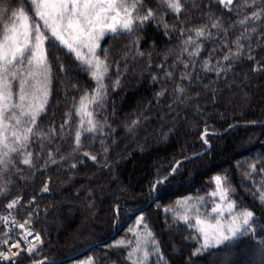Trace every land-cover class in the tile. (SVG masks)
<instances>
[{
	"label": "trees",
	"instance_id": "16d2710c",
	"mask_svg": "<svg viewBox=\"0 0 264 264\" xmlns=\"http://www.w3.org/2000/svg\"><path fill=\"white\" fill-rule=\"evenodd\" d=\"M182 2L185 12L179 19L161 9L168 29L153 20L140 30L138 50H129L135 36L105 37L101 41L100 55L107 49L112 65L105 80L109 86L106 100L96 110L103 132L91 134L79 152L73 151L77 118L73 116L63 132L60 125L65 113L73 109L85 91L91 92L95 83L74 59L62 51L49 50L51 95L38 127L45 132L55 128L57 134L45 140L43 147L39 140L30 145L32 167L20 163L16 154L6 169L0 166V210L9 200L20 197L23 212L19 216L24 218L37 210L36 229L43 237L38 252L20 255L16 264L43 259V264H87L89 260L94 264H131L126 258L130 248L115 245L121 240H134L129 229L136 227L140 216L159 241L160 253H152L146 264H242L248 257L252 261L244 264H264V204L257 192L264 184V174L252 173L254 179L244 175L248 165L257 160L258 168L264 167V71H252L257 61L264 64V18L256 22L257 32L251 34V40L240 41L244 49L239 57L225 61L223 56L229 49L236 51L234 42L242 31L234 22L252 9L244 6L245 0H237L232 12L214 0ZM147 3L156 7L157 0ZM0 7L29 10L31 6L30 0H0ZM215 18L228 28L227 34L210 29L213 35L202 41L199 56L182 53L186 37L179 29L210 25ZM138 51L145 55L139 56ZM248 55L255 60L247 59ZM177 57L189 64L188 69ZM206 60L213 68L228 70L219 75L214 70L205 71ZM166 71L172 73L171 78ZM185 72L191 79H181ZM117 73L120 86L113 89ZM177 85L185 89L183 94L175 91ZM162 90L164 95L157 96ZM205 129L209 132V148L200 138ZM204 150L202 155L182 160ZM49 151L57 163L50 162ZM83 151L95 155L96 161L84 157ZM177 161L181 163L175 178L153 192L157 175L167 172ZM72 163L77 167L72 168ZM225 174L236 189L238 204L254 210L255 234L193 256L202 243L199 234L163 210H178L179 202L192 197L191 203L211 216L213 200L207 194L214 189L213 177ZM45 183L47 192L42 191ZM201 196L205 197L203 204L195 199Z\"/></svg>",
	"mask_w": 264,
	"mask_h": 264
},
{
	"label": "snow or ice",
	"instance_id": "6c2138e0",
	"mask_svg": "<svg viewBox=\"0 0 264 264\" xmlns=\"http://www.w3.org/2000/svg\"><path fill=\"white\" fill-rule=\"evenodd\" d=\"M214 2L225 11L232 12L237 0H214ZM30 6L29 10L0 7V166L5 169L13 163V154L20 157V163L32 167L33 153L30 145L39 140L40 146L43 147L45 140L57 134L55 128L45 132L38 127V120L47 111L51 95L50 49L56 52L62 51L69 59H74L95 83L91 92L85 91L73 105V109L65 113L64 122L60 125V131L63 132L72 122L73 116L77 118L73 151L79 152L85 139L91 138V134L103 132V125L96 118V110L103 107L106 100L109 86L105 84V80L108 78L112 65L108 61L107 49H103V56L100 55L101 41L105 37L131 39L135 36V40L132 41L133 47L129 50H138L141 39L139 33L146 24L159 20L165 29L170 27L162 20L164 13L161 9H166L177 19L185 12V4L182 0H157L156 7H150L147 0H30ZM244 6L252 10L234 22L241 27L242 31L234 42L236 51L229 49L223 56L225 61L239 57L244 49L240 41L251 40V34L257 32L256 22L264 18V0L259 2L245 0ZM210 29H217L225 34L228 31L218 18L211 19L210 25L203 24L191 29L180 28L181 36L186 37L183 39L181 52L187 53L189 57L199 56L202 41L213 35ZM164 34L169 35L168 31ZM249 50H251L250 44ZM138 55L144 56L145 53L138 51ZM53 58L60 60L59 55H54ZM177 59L183 63L185 69H188L187 62L179 60V57ZM247 59L255 60V57L248 55ZM194 64L195 61L193 66ZM160 67L163 68L164 65L161 64ZM203 68L205 71L214 70L217 75L228 70L213 68L208 60L204 62ZM60 70H64L63 63L60 64ZM252 71H264V64L257 61ZM165 75L171 78L172 73L166 71ZM181 79H191V76L185 72ZM119 86V73H117V79L111 87L114 89ZM164 91L156 95L163 96ZM175 91L183 94L185 89L177 85ZM136 123L138 121L133 122V124ZM208 135L209 132L205 129L200 138L205 145L210 146ZM82 155L96 161V156L88 151H83ZM47 156L51 163H57L51 151L47 153ZM61 159L65 157L62 156ZM180 163L177 161L167 172L157 175L152 184L153 192L175 178ZM258 164H260L259 160L250 163L244 173L245 177L254 179L252 173L264 174V167L258 168ZM71 167L76 168V163H72ZM213 184V191L207 194L213 200L211 216L201 213L200 208L191 203L192 197L179 202L178 210L171 208L163 210L165 213H171L175 221L189 229H194L199 234L202 243L195 248L193 256L200 254L202 250L231 245L239 237L249 233L255 234L252 227L254 210L238 204L237 198H234L236 189L227 175L214 176ZM42 191H49L47 183ZM257 192L260 202L264 204V184L259 185ZM195 199L200 204L205 202V197L202 196ZM19 203L20 198L13 199L7 204V208L13 209ZM114 211L118 214L119 206H116ZM0 221L5 227L11 224L21 229L20 239L15 242H10L12 238L9 232H4V239L0 240V244L6 246L7 250L0 251V261L16 264V258L21 252H27L29 256L38 252L39 245L43 241L40 234L34 235L29 227L30 219L20 223L9 213L0 217ZM129 231L134 240H121L115 247L130 248L126 251V258L131 264H146L152 253H160L159 241L155 239L143 216L136 220V227ZM29 237L32 239L30 240ZM21 241L26 244V247H21ZM159 259L163 260V255H160ZM32 264H43V261L36 260ZM87 264H94V262L89 260Z\"/></svg>",
	"mask_w": 264,
	"mask_h": 264
},
{
	"label": "built area",
	"instance_id": "2783aa9c",
	"mask_svg": "<svg viewBox=\"0 0 264 264\" xmlns=\"http://www.w3.org/2000/svg\"><path fill=\"white\" fill-rule=\"evenodd\" d=\"M17 198H19V197H17ZM17 198H15V199H17ZM21 205H22V199L20 198V203L15 208L9 209L6 213H2L0 215V217L8 215L9 213H11V216L14 217L17 222H20V223H23L25 220L30 219L31 220V224L29 225V227L33 231L34 235L37 234V233L40 234V236L42 238V241H43V237H42L41 233L36 229V225H35L39 213H37L36 215L31 213V214H28L26 217L21 218L19 216V214L17 213V211L21 208ZM34 213H35V210H34ZM1 224H2L3 229L5 230V232H9V235L12 238L10 242H15L16 240L20 239L21 229H19L18 227L13 226L11 224H9L7 227H5V225L3 224L2 221H1ZM29 239L31 240L32 237H29ZM42 244L39 245V248L42 246ZM0 247H2V250H0V251H6L7 250L6 246H4L2 244H0ZM21 247L22 248L26 247V244L23 241H21ZM13 251H16V249H13ZM26 253L27 252H21L20 255L26 254ZM0 262H9V261H0Z\"/></svg>",
	"mask_w": 264,
	"mask_h": 264
},
{
	"label": "rangeland",
	"instance_id": "374dc122",
	"mask_svg": "<svg viewBox=\"0 0 264 264\" xmlns=\"http://www.w3.org/2000/svg\"><path fill=\"white\" fill-rule=\"evenodd\" d=\"M162 20H163V16H162ZM156 21H159V20H156ZM13 199H15V198H13ZM13 199H11V200H9L8 202H7V204L8 203H10ZM7 204H6V206L4 207V209H2V210H0V215L2 214V213H6L9 209L7 208ZM21 212H23V210H18L17 211V213L19 214V213H21ZM31 213H33L34 215H36L37 213H38V211L37 210H35V213H34V209L33 210H31V212L29 213V214H31ZM4 232H5V230L3 229V226H2V224H1V221H0V240H2V239H4ZM252 257H248V258H246L244 261H246V260H250V261H252ZM244 261H243V263L242 264H244Z\"/></svg>",
	"mask_w": 264,
	"mask_h": 264
},
{
	"label": "water",
	"instance_id": "95a60500",
	"mask_svg": "<svg viewBox=\"0 0 264 264\" xmlns=\"http://www.w3.org/2000/svg\"><path fill=\"white\" fill-rule=\"evenodd\" d=\"M255 123H256V122H255ZM207 146H208V148H209V145H207ZM207 150H208V149H207ZM204 152H206V150H204V151H200V152H197V153H194V154H191V155H189V156L183 158L182 160H188V159H191V158H193V157H196V156L202 155ZM98 243H99V242H97V243H93V244L89 245L88 247H86V249H84V250H82V251L76 253L75 255L81 254V253L84 252L85 250H87V249H89V248L95 246V245L98 244ZM75 255H74V256H75ZM40 261L45 262L46 259H43V260H40Z\"/></svg>",
	"mask_w": 264,
	"mask_h": 264
}]
</instances>
